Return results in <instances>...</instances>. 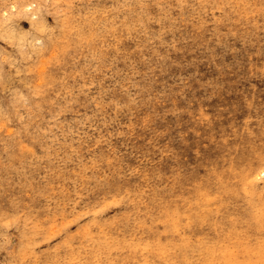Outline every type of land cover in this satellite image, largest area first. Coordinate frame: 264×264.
Masks as SVG:
<instances>
[{
  "label": "rangeland",
  "instance_id": "1",
  "mask_svg": "<svg viewBox=\"0 0 264 264\" xmlns=\"http://www.w3.org/2000/svg\"><path fill=\"white\" fill-rule=\"evenodd\" d=\"M0 264H264V0H0Z\"/></svg>",
  "mask_w": 264,
  "mask_h": 264
},
{
  "label": "bare ground",
  "instance_id": "2",
  "mask_svg": "<svg viewBox=\"0 0 264 264\" xmlns=\"http://www.w3.org/2000/svg\"><path fill=\"white\" fill-rule=\"evenodd\" d=\"M238 201V200H237ZM211 202V201H210ZM211 210V209H210Z\"/></svg>",
  "mask_w": 264,
  "mask_h": 264
}]
</instances>
